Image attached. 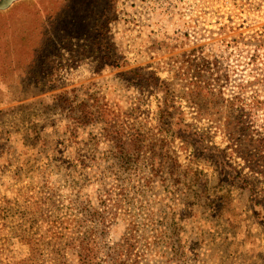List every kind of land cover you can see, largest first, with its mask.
Segmentation results:
<instances>
[{
  "label": "rangeland",
  "instance_id": "374dc122",
  "mask_svg": "<svg viewBox=\"0 0 264 264\" xmlns=\"http://www.w3.org/2000/svg\"><path fill=\"white\" fill-rule=\"evenodd\" d=\"M98 2H116L108 36L121 69L88 43L84 18ZM40 26L48 50L59 44L41 60L46 85L13 102L25 86L9 84L28 75L3 74L1 63ZM208 84L239 98L264 136V0H0V264H264L253 206L264 202V178L224 122L200 115ZM42 97L55 100L36 104ZM105 112L138 117L194 172H155L147 143L138 152L104 133ZM172 117L183 133L163 125ZM212 148L256 195L220 179Z\"/></svg>",
  "mask_w": 264,
  "mask_h": 264
},
{
  "label": "trees",
  "instance_id": "16d2710c",
  "mask_svg": "<svg viewBox=\"0 0 264 264\" xmlns=\"http://www.w3.org/2000/svg\"><path fill=\"white\" fill-rule=\"evenodd\" d=\"M115 6L116 2L111 3L109 7H107L106 3L103 4L98 2V6L95 7L93 11L92 20L91 18L88 19V17H85L84 21L87 23L90 30L88 32L89 45L97 49L102 59L106 60L105 57H109L114 62V65L116 64L115 69H121L123 65L120 64L118 48H116L115 44L113 45L108 36L110 21L112 22L116 15ZM35 8L37 9L35 10ZM34 12L36 16H38L40 9L35 6ZM34 32L35 33L32 32L29 35V31H24L23 35L20 36L22 37L21 50L15 55V60L6 57L4 62L1 63L3 74H12L16 72L17 69H20L28 75V77L25 76L21 81H14L9 84L8 88L15 91H19L20 87L24 88L25 86V93L12 99L11 101L13 102L27 100V97L24 96H27L28 93L34 94L38 87L46 85V80H44L45 66L41 64V60L44 59L46 65V60L50 57V54L54 55L59 48V44H53V46L50 45L52 51L48 50L50 49L49 44L51 41L49 39L45 42V37L49 36V32H45V26H40L36 28V30L34 28ZM32 35L36 38V46L33 48H31V46L25 48L29 42V37ZM107 54L109 55L106 56ZM110 54H112V56ZM53 69L56 70L54 67ZM223 81L224 75L218 79V82ZM211 85L213 84L207 85L206 90H208V93L205 91L204 97L199 102L202 108V110H200V115L210 121H218L219 123L224 122V124L222 123L224 125V132L231 141L236 143L237 150L246 163V167L257 176L264 178V136L262 133L251 129L252 127L249 125L250 119L248 118V114H246L247 112L245 113L242 106L237 107L239 98H237V102L235 100L229 101L224 98L222 99V86L220 87L219 85L220 89H218V91H213V88L210 87ZM54 100H48V97H42L37 99L35 103L44 106L52 103ZM105 114L107 117L101 116L100 120L103 126H106V128H103L106 135L113 134L115 140L118 142H129V145L138 152L143 150L145 143L150 146L152 151L150 164L155 172L162 171L161 168L165 167L175 173L194 172L191 169H183L177 160H172L169 157L163 138L160 137L156 139L154 137H147L146 125L143 121H140L138 117H130L127 121L116 112H105ZM173 119L172 117L168 120L169 122L163 123V125L173 126L178 134L183 133L186 128L180 123L177 127ZM247 119H249V121ZM207 153L209 158L217 166L222 181L230 184L242 181L243 184H245L244 188H248L253 195H256L253 183L248 177L236 169H233L228 164L224 152L212 148L207 149ZM130 159L137 164L139 157L138 155H132ZM194 174L197 175L198 173L195 172ZM253 206L258 213V220L264 224V202H254Z\"/></svg>",
  "mask_w": 264,
  "mask_h": 264
}]
</instances>
